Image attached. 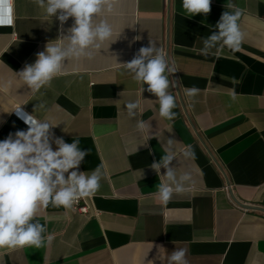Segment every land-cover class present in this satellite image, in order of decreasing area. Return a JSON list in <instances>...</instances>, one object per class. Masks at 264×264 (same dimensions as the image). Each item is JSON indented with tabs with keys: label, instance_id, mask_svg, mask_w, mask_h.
I'll return each instance as SVG.
<instances>
[{
	"label": "crops",
	"instance_id": "obj_1",
	"mask_svg": "<svg viewBox=\"0 0 264 264\" xmlns=\"http://www.w3.org/2000/svg\"><path fill=\"white\" fill-rule=\"evenodd\" d=\"M228 3L244 10L241 50L205 57L203 39L218 31ZM15 16L13 27H0V141L27 130L12 111L21 105L49 120L55 137L78 138L81 150H89L78 171L103 164L106 178L86 198L88 214L42 208L37 219L51 243L0 250V264H168L177 248L186 250L188 264H264V210L246 207L264 209V0H211L207 16L192 17L183 15L182 0H120L107 17L115 42H105L91 60L66 61L39 93L15 73L66 36L74 20L61 26L33 0H15ZM150 40L176 69L169 78L180 81L169 89L177 103L171 121L159 116L157 97L123 65ZM193 85L201 90L194 101L183 91ZM135 100L136 119L149 125L143 133L124 109ZM169 140L176 153L171 166L189 172L192 182L165 204L155 195L160 178L150 165ZM188 145L195 155L186 159Z\"/></svg>",
	"mask_w": 264,
	"mask_h": 264
},
{
	"label": "clouds",
	"instance_id": "obj_2",
	"mask_svg": "<svg viewBox=\"0 0 264 264\" xmlns=\"http://www.w3.org/2000/svg\"><path fill=\"white\" fill-rule=\"evenodd\" d=\"M43 10L45 18L57 17L61 26L73 18L74 23L68 34L49 42L45 50L37 53L33 64H26L22 71L15 73L32 93L51 85L65 68L66 61L91 60L105 42L113 41L114 26L108 16L117 12L120 0H33ZM215 25L218 31L203 39L200 54L207 57L220 53L227 48L231 52L240 51L245 40V32L239 21L244 10L233 3H228ZM183 15L192 17L211 11V0H182ZM15 0H0V27H13L15 24ZM140 37L134 38V41ZM212 49H216L212 52ZM133 80L147 85L146 91L157 97L159 116L173 120L177 113L176 97L169 91L170 87L179 86V80L169 77L176 72L171 66L163 49L153 40L149 46L141 47L134 58L123 64ZM237 83L234 78L231 81ZM145 89L142 87V92ZM191 100L199 95L200 88L193 85L183 89ZM235 94L232 95L234 100ZM125 111L129 119L135 118L136 130L145 132L149 125L143 119H136L140 111L139 100L128 101ZM38 105L34 111L43 108ZM27 125V130L9 133L0 141V250L25 247L42 248L52 241L46 225L37 217L42 208L49 204L54 207L72 209L81 199L95 195L101 181L106 178L103 164L90 173L78 171L79 166L89 150L79 147L80 140L67 143L51 133L54 126L49 120L37 119L24 111L21 105L12 110ZM57 147L53 150L52 144ZM173 141H168L159 162L150 167L160 178L156 185V197L162 203L171 201L174 195L189 190L192 177L189 172L178 174L172 165L176 156L171 150ZM182 155L193 158L191 145L186 146ZM161 168L166 172L161 174ZM142 172V171H141ZM67 174V175H66ZM143 175V173H142ZM168 264H188L186 250L177 248L167 257Z\"/></svg>",
	"mask_w": 264,
	"mask_h": 264
},
{
	"label": "built area",
	"instance_id": "obj_3",
	"mask_svg": "<svg viewBox=\"0 0 264 264\" xmlns=\"http://www.w3.org/2000/svg\"><path fill=\"white\" fill-rule=\"evenodd\" d=\"M227 189H231V186H226ZM74 210L82 213V214H88L90 212V205L86 201V198L81 199L78 203H76L73 208Z\"/></svg>",
	"mask_w": 264,
	"mask_h": 264
},
{
	"label": "water",
	"instance_id": "obj_4",
	"mask_svg": "<svg viewBox=\"0 0 264 264\" xmlns=\"http://www.w3.org/2000/svg\"><path fill=\"white\" fill-rule=\"evenodd\" d=\"M243 205V204H242ZM246 207H251V208H258V209H261V210H264L263 208H259V207H256V206H246Z\"/></svg>",
	"mask_w": 264,
	"mask_h": 264
}]
</instances>
